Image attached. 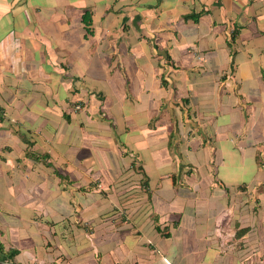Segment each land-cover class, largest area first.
Returning a JSON list of instances; mask_svg holds the SVG:
<instances>
[{
  "label": "crops",
  "instance_id": "obj_1",
  "mask_svg": "<svg viewBox=\"0 0 264 264\" xmlns=\"http://www.w3.org/2000/svg\"><path fill=\"white\" fill-rule=\"evenodd\" d=\"M0 264H264V0H0Z\"/></svg>",
  "mask_w": 264,
  "mask_h": 264
},
{
  "label": "trees",
  "instance_id": "obj_2",
  "mask_svg": "<svg viewBox=\"0 0 264 264\" xmlns=\"http://www.w3.org/2000/svg\"><path fill=\"white\" fill-rule=\"evenodd\" d=\"M235 32H236V31H233V33H232V37H233V38H235V36H236ZM233 38H232V39H233ZM233 40H234V39H233ZM33 145H34V143H33ZM33 145H32V147H31L32 149L34 148ZM27 152H28V154H30V155H32V156H35V158H41V157H42V158L44 159V161L48 160V157L44 158L43 155H42V156H38V155L34 154V153L32 152V150H29V151H27ZM48 162H49V161H48ZM138 168H139V167H138ZM140 169H141V168H139V171H137V172H140V173H143V174H144L143 170H142V169L140 170ZM247 230H248V228H244V229H242V232L245 233ZM240 234H241V233H240ZM167 235H168V234H167ZM260 236H261V235H260ZM261 237H262V236H261Z\"/></svg>",
  "mask_w": 264,
  "mask_h": 264
},
{
  "label": "rangeland",
  "instance_id": "obj_3",
  "mask_svg": "<svg viewBox=\"0 0 264 264\" xmlns=\"http://www.w3.org/2000/svg\"><path fill=\"white\" fill-rule=\"evenodd\" d=\"M102 186V185H101ZM100 186V187H101ZM103 189V188H102ZM107 196V195H106ZM115 200L112 198V202H114ZM100 214V213H99ZM102 220H104L105 221V219H104V217H102ZM261 237V236H260Z\"/></svg>",
  "mask_w": 264,
  "mask_h": 264
}]
</instances>
